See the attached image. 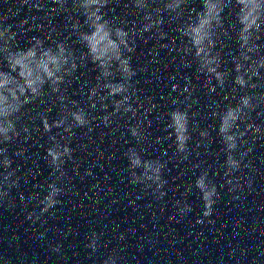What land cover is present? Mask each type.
Segmentation results:
<instances>
[{
    "label": "water",
    "instance_id": "water-1",
    "mask_svg": "<svg viewBox=\"0 0 264 264\" xmlns=\"http://www.w3.org/2000/svg\"><path fill=\"white\" fill-rule=\"evenodd\" d=\"M172 2L174 6L175 0ZM220 2L205 0L204 12L186 28L185 34L194 37L199 31L205 35L212 22L219 21ZM257 2L241 0L242 22L250 21L249 10ZM35 3L36 0L28 3L0 0V18L8 17L6 23L16 33L19 46L28 47L29 41L37 36H47L53 43L57 32L60 39L68 38L65 17L45 20L44 11H38ZM201 6L200 0H190L192 9ZM106 13L109 17L136 19L128 8V0H112ZM232 19L234 15L228 23ZM201 24L203 26L198 27ZM166 27L175 36V25L166 24ZM244 35L241 34V39ZM225 37L227 39L226 33ZM99 40L103 41V37ZM155 43L139 42L133 56L138 71L135 83L139 89V115L141 122L149 125L148 140L136 147L146 159L159 158L166 162V195L159 198L151 188L131 182L124 155L135 141L125 128L119 127L128 122L127 118L117 120L112 129L94 121V131L79 129V135L73 140L76 159L74 163L65 164L67 178L60 181L65 187L61 203L33 222L29 214L39 213L43 205L31 200V194L39 193L43 198L47 185L56 177L50 174L51 169L43 159L48 138H30L29 154L16 160L13 166L17 168L20 184L10 192L7 201H0V264H105L110 259L116 260V264H264V138H257L255 143L249 138L243 145L251 151L244 161L246 166L236 174L238 180L234 182L240 187L235 192L230 190L221 167L224 150L216 131H212L206 141H201L198 132L194 134L191 155L178 159L174 137L169 134L171 125L164 114L174 106L198 109L200 114L193 119L199 121L200 127L212 128L218 121L206 114L216 104L202 87L203 77L197 81L194 68L180 65L177 45H182L181 39L175 36L167 50L157 51L153 48ZM73 47L78 53L82 51L76 41ZM236 47L233 42L232 48ZM153 55L155 59L149 65L147 61ZM223 55L231 57L234 52L225 45ZM5 67L0 62V68ZM77 75L78 80L73 81L68 94L85 103L82 83H95L98 70L89 64ZM193 84L198 100L191 99L193 93L189 89ZM256 91L260 92L259 99L264 103V81L258 83ZM221 95L224 101L235 99L227 93ZM148 96L153 97L150 105L143 103ZM42 103L29 106V118L42 110ZM149 107L152 111L146 113ZM59 111L54 107L49 119H55ZM96 111L99 115L100 110ZM29 118H23L21 123L29 127L40 123L38 119L30 121ZM260 118L264 119V111L260 112ZM175 123L183 138V116L177 115ZM231 126V117L225 115L221 129L225 138ZM34 135L38 137L40 133ZM213 138L215 143H211ZM16 147L15 143L11 146L13 150ZM102 154L104 159H101ZM147 166L152 167V163ZM205 170L220 193L211 216L203 215L205 206L195 187L196 177ZM2 180L0 176V182ZM185 203L192 206L191 212H180ZM93 233L99 237L96 251L88 247ZM56 247L59 251H53Z\"/></svg>",
    "mask_w": 264,
    "mask_h": 264
},
{
    "label": "clouds",
    "instance_id": "clouds-1",
    "mask_svg": "<svg viewBox=\"0 0 264 264\" xmlns=\"http://www.w3.org/2000/svg\"><path fill=\"white\" fill-rule=\"evenodd\" d=\"M111 2L36 0L34 6L38 11H44L43 19L65 17L69 37L60 39L57 32L55 41L50 43L47 36H37L24 48L19 46L12 26L6 23L8 17L0 18V62L6 66L0 68V176L3 177L0 201H7L10 192L20 184L17 168L13 166L16 160L29 154L30 138H48L43 159L51 169L50 174L56 177L47 185L43 198L39 193L31 194V200L43 205L39 213L33 211L29 214L33 222L61 203L65 187L60 181L67 178L65 164L68 161L74 163L76 159L73 140L79 135V129L94 131V121L112 129L117 120L127 118L128 122L119 127L125 128L135 141L124 155L131 182L151 188L159 198L166 195V162L159 158L146 159L136 147L148 140L149 130V125L141 122L137 101L139 89L135 82L138 71L133 56L139 42L155 41L154 49L167 50L172 39L178 36L182 41V45H177L180 65L194 68L197 81L203 77L202 87L216 104L206 114L218 121L212 128L200 127L199 121L193 119L200 114L198 109L193 111L186 106H174L164 114L171 125L169 134L174 137L178 159L184 160L191 155L194 134L198 132L201 141H206L211 132L216 131L224 150L221 167L231 185L230 190L235 192L240 187L234 182L238 180L236 174L246 166L244 161L251 151L243 145L249 138L253 143L257 138H264V119L260 118L264 103L259 99L260 92L256 91L258 83L264 81V0H258L249 10L251 19L247 22L240 19L241 0H221L219 21H213L205 35L197 31L194 37L186 35L185 30L204 12L205 0H200L202 6L195 10L190 7V0H175L174 6L172 0H128V8L136 18L134 21L127 17H109L106 10L110 9ZM233 15L234 19L228 23ZM166 24L175 25V36L168 31ZM242 33L246 34L243 39ZM101 36L103 41L99 40ZM73 41L79 43L82 51H76ZM233 42L237 45L235 49L232 48ZM225 45L234 52L233 56L226 58L223 55ZM153 59L155 55L147 63L150 65ZM89 64L95 66L98 75L95 83H82L85 103H81L69 96L68 89L73 81L78 80L80 69ZM188 75L189 79L193 78ZM189 91L193 93L192 100L199 99L195 95V84ZM221 93L235 99L224 101ZM49 100L53 103L49 104ZM152 101L153 97L148 96L143 103L150 105ZM41 102L42 110L29 118V106ZM54 107L60 109L59 115L50 120L49 114ZM96 109L100 110L99 115ZM151 111V107L145 109L146 113ZM177 115L184 119L183 138L176 129ZM225 115L232 120L227 138L221 131ZM25 117L30 121L38 119L40 123L29 127L21 123ZM35 132L40 135L35 136ZM215 142L213 138L211 143ZM14 143L17 147L13 150ZM101 159H104L103 154ZM149 162L152 167L147 166ZM195 187L205 206L203 215L211 216L220 193L207 170L196 177ZM188 190L191 191V187ZM191 211L192 206L187 203L180 208L181 213ZM40 235L43 237L44 233ZM98 239L93 233L88 245L93 251L98 250ZM53 251H59V247ZM105 264H116V260H106Z\"/></svg>",
    "mask_w": 264,
    "mask_h": 264
}]
</instances>
